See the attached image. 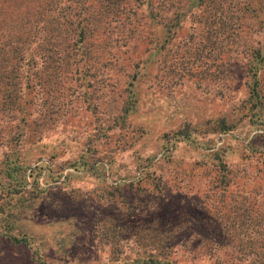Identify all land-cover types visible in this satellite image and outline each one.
<instances>
[{
    "label": "rangeland",
    "instance_id": "1",
    "mask_svg": "<svg viewBox=\"0 0 264 264\" xmlns=\"http://www.w3.org/2000/svg\"><path fill=\"white\" fill-rule=\"evenodd\" d=\"M253 38L206 42L189 18L152 65L140 64V74L147 73L139 85L141 101L124 121L118 116L125 85L111 70L113 63L92 70L87 84H71L74 91L63 100L62 112L45 121L32 143L19 148L31 168L43 166L39 185L48 186L54 201H32L25 194L19 201L0 192V206L8 202L19 211L17 230L36 237L46 262L111 264L133 255L141 244L133 229L144 214L161 207L215 226L234 222L225 212L264 214V158L248 145L264 144V128L252 123L244 107L245 79L239 75L242 53ZM221 119L228 133L217 130ZM183 132L192 144L174 141ZM219 149L225 159L220 154L214 159ZM80 157L90 168L72 167ZM47 170L61 178L46 185ZM68 174L70 179L61 183ZM27 182L29 189L30 178ZM114 218L132 229L123 228V238L118 230L113 243L105 227ZM103 219L106 223L98 227ZM195 243L182 236L173 255L178 264H264L259 249L256 255L231 254L229 247L205 251ZM8 256L22 264L27 253L1 241L0 261Z\"/></svg>",
    "mask_w": 264,
    "mask_h": 264
},
{
    "label": "trees",
    "instance_id": "2",
    "mask_svg": "<svg viewBox=\"0 0 264 264\" xmlns=\"http://www.w3.org/2000/svg\"><path fill=\"white\" fill-rule=\"evenodd\" d=\"M189 18L205 34L206 42L254 37L242 53L239 75L245 79L244 107L252 123L264 128V0H0V148H6L0 153V192L19 201L23 194L32 201L44 197L54 201L48 186L39 185L43 166L28 165L19 149L21 143H32L45 121L62 112L63 100L74 91L72 83L87 84L91 71L106 68L107 62L113 63L111 70H117L125 85L118 116L124 121L141 101L139 85L147 73L140 74V64L152 65ZM100 63L104 65L97 68ZM217 130L225 134L230 128L221 119ZM183 133L175 135L174 141L192 144L190 134ZM248 145L264 158V144ZM219 154L226 158L219 149L214 159ZM85 165L83 157L72 163L76 170L79 166L90 168ZM219 166L226 170V165L219 162ZM48 170L46 185L61 178ZM165 209L144 214L133 229L141 241L140 250L110 263L178 264L173 255L182 236L192 238L205 251L225 246L233 250L231 254L256 255L259 249L264 261V214L232 216L225 212L224 217L234 222L215 226L191 213ZM17 220H21L19 211L8 202L0 206V242L24 248L27 256L22 264H50L44 260L36 237L17 230ZM105 223L103 219L98 227ZM123 228L128 227L114 218L105 234H110L114 243L118 230L121 237L127 236ZM0 264L20 263L8 256Z\"/></svg>",
    "mask_w": 264,
    "mask_h": 264
}]
</instances>
